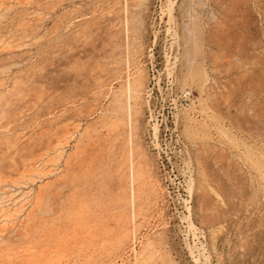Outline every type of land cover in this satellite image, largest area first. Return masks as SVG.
Instances as JSON below:
<instances>
[{"label":"rangeland","instance_id":"374dc122","mask_svg":"<svg viewBox=\"0 0 264 264\" xmlns=\"http://www.w3.org/2000/svg\"><path fill=\"white\" fill-rule=\"evenodd\" d=\"M0 264H264V0H0Z\"/></svg>","mask_w":264,"mask_h":264}]
</instances>
